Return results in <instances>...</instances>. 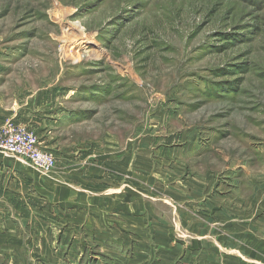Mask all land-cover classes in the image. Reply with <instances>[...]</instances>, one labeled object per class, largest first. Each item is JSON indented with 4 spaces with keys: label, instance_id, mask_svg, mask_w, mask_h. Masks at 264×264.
<instances>
[{
    "label": "rangeland",
    "instance_id": "374dc122",
    "mask_svg": "<svg viewBox=\"0 0 264 264\" xmlns=\"http://www.w3.org/2000/svg\"><path fill=\"white\" fill-rule=\"evenodd\" d=\"M15 98L31 128H1L31 132L55 168L5 159L41 177L103 169L104 189L110 155L132 154L142 221L64 224L38 194L36 212H14L19 256L0 264H199L187 193L165 188L200 174L264 187V0H0V100Z\"/></svg>",
    "mask_w": 264,
    "mask_h": 264
},
{
    "label": "crops",
    "instance_id": "0c3cea01",
    "mask_svg": "<svg viewBox=\"0 0 264 264\" xmlns=\"http://www.w3.org/2000/svg\"><path fill=\"white\" fill-rule=\"evenodd\" d=\"M9 103L6 106L0 100V128L7 120L31 128L35 111V116L28 113L30 109L24 110L16 98ZM119 156L115 154V158H112L113 155H110L108 164L110 171H116V176L110 173L112 178L107 181L109 186L102 189V181H106L103 180L106 173L103 169L93 171L95 176L92 177L89 175L92 171L85 170L84 167L75 173L65 171L66 175L55 173L53 176L41 177L35 170L22 169L14 160L5 159L7 156L0 152V257L14 259L19 256L20 230L14 212L22 207L30 215L36 212L38 194L43 197L48 209L58 208L66 217L61 219L64 224H106L111 220L108 217H114L117 213L128 216L123 217L129 223L140 224L142 217L131 215L138 205L131 203L134 188L127 181V174L132 175L127 170L128 163L132 162V154L122 153ZM147 165L146 162V170ZM117 176L120 178V187L113 184V178L117 179ZM175 185L165 189H173L171 191L178 195H184L183 191L187 193L185 195L190 210L188 226L192 236L189 249L190 255L195 251V257H199L196 262L264 264L263 186L253 183L246 195L236 185L216 183L212 174L191 177L188 187L180 183ZM135 195V198L140 195L142 199L143 188H137ZM168 197L181 201L175 196ZM139 206L140 209L143 208L142 204ZM5 210L11 211L14 218H8ZM28 220L37 221L35 216H29ZM6 232L12 235L6 236ZM74 235L79 241V234Z\"/></svg>",
    "mask_w": 264,
    "mask_h": 264
},
{
    "label": "built area",
    "instance_id": "2783aa9c",
    "mask_svg": "<svg viewBox=\"0 0 264 264\" xmlns=\"http://www.w3.org/2000/svg\"><path fill=\"white\" fill-rule=\"evenodd\" d=\"M0 151L29 160L41 172L55 168L53 155L37 147L34 135L10 122L0 129Z\"/></svg>",
    "mask_w": 264,
    "mask_h": 264
}]
</instances>
